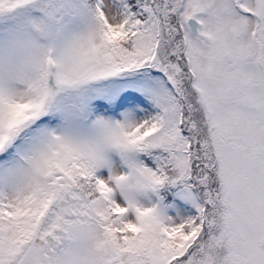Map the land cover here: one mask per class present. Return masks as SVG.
Returning <instances> with one entry per match:
<instances>
[{"label": "snow or ice", "instance_id": "6c2138e0", "mask_svg": "<svg viewBox=\"0 0 264 264\" xmlns=\"http://www.w3.org/2000/svg\"><path fill=\"white\" fill-rule=\"evenodd\" d=\"M0 264H264V0H0Z\"/></svg>", "mask_w": 264, "mask_h": 264}]
</instances>
